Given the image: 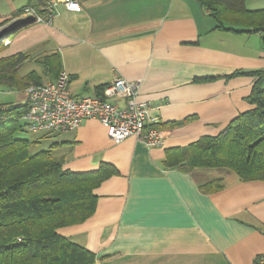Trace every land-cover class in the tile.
I'll return each instance as SVG.
<instances>
[{"label": "crops", "instance_id": "obj_1", "mask_svg": "<svg viewBox=\"0 0 264 264\" xmlns=\"http://www.w3.org/2000/svg\"><path fill=\"white\" fill-rule=\"evenodd\" d=\"M261 2L249 7L245 0V6L264 8L256 7ZM46 5L0 0V31L9 30L0 60L29 55L0 70L7 76L0 90H16L25 101L10 73L25 75L30 71L21 73L20 66L34 62L51 81L36 58L58 52L74 97L97 95L98 86L117 77L138 82L137 100L160 119L162 133L159 145L134 135L115 143L102 122L89 117L75 129L50 132L55 138H34L37 144L50 139L48 148L66 170L94 171L104 163L117 169L94 189V213L59 232L94 252L95 264H255L264 254V181H241L237 174L227 180L211 169L217 167H191L188 156L169 166L166 157L171 148L221 133L252 107L248 96L257 77L233 74L264 69L263 34L217 28L199 0H83L79 12L58 2L51 20ZM216 179L224 183L221 190L202 189Z\"/></svg>", "mask_w": 264, "mask_h": 264}, {"label": "trees", "instance_id": "obj_2", "mask_svg": "<svg viewBox=\"0 0 264 264\" xmlns=\"http://www.w3.org/2000/svg\"><path fill=\"white\" fill-rule=\"evenodd\" d=\"M199 1L211 11L217 28L261 32L264 37V8L249 9L245 0ZM28 56L21 52L2 59L0 70L7 63L16 68ZM36 61L44 65L51 80L62 71L58 52L40 56ZM236 74L257 77L248 96L252 107L233 118L221 133L202 136L185 148L169 149L167 165L180 166L188 156L191 167H225L241 181H264V69L237 71L233 75ZM6 77L0 74V83H7ZM9 78L18 91L47 82L35 70L21 75L14 69ZM105 86H98V94L103 93ZM28 107V98L0 103V264H95L94 252L59 229L82 223L94 213V189L116 174L117 169L104 163L98 170L74 172L63 168L53 146L32 153L37 140L16 135L28 129L24 119ZM223 187L220 179L202 185L206 192Z\"/></svg>", "mask_w": 264, "mask_h": 264}, {"label": "built area", "instance_id": "obj_3", "mask_svg": "<svg viewBox=\"0 0 264 264\" xmlns=\"http://www.w3.org/2000/svg\"><path fill=\"white\" fill-rule=\"evenodd\" d=\"M58 2H63L72 11L83 10V0H47V20L52 19ZM24 11L33 14L38 21L45 19L32 8ZM70 81L71 75L62 70L56 79L32 84L25 90L29 100L24 115L28 130L35 133L65 132L93 117L102 122L115 143L133 135L150 146L162 143L158 127L160 119L151 116V108L146 102L137 100L138 82L117 77L104 87L102 94L76 98L70 92ZM122 99L125 105L119 103ZM255 264H264V254Z\"/></svg>", "mask_w": 264, "mask_h": 264}, {"label": "rangeland", "instance_id": "obj_4", "mask_svg": "<svg viewBox=\"0 0 264 264\" xmlns=\"http://www.w3.org/2000/svg\"><path fill=\"white\" fill-rule=\"evenodd\" d=\"M254 1H259L261 2V4L258 5H262V6H256V7H264V0H247V4L250 7V5H254ZM0 47H2V45H0ZM3 48V47H2ZM0 49V53L2 52L3 49ZM38 70V71H43V66L39 63H34V62H29L26 64H23L22 66H20L19 71L21 73H26L29 72L31 70ZM24 92V91H22ZM18 96H20V94L16 91V90H6V89H2L0 90V103H12V102H18ZM20 102V101H19ZM50 135H52L49 138H55L54 133H48ZM18 137H23V138H29L31 140H33L34 138L38 137L40 135V133H35L32 132L28 129H25L24 131H20L19 133L16 134ZM50 139H45L40 141V143H35L32 146V153L34 152H38L41 149H47L48 145L50 143ZM213 169L216 173L221 172L222 176L225 177V179L229 180L231 177H235L236 173L234 171H232L231 169H227V168H222V167H217V168H211ZM220 175V174H219Z\"/></svg>", "mask_w": 264, "mask_h": 264}, {"label": "water", "instance_id": "obj_5", "mask_svg": "<svg viewBox=\"0 0 264 264\" xmlns=\"http://www.w3.org/2000/svg\"><path fill=\"white\" fill-rule=\"evenodd\" d=\"M8 31H9V30H7V29H4V30H1V31H0V41H1V39H2L3 37L6 36V34L8 33Z\"/></svg>", "mask_w": 264, "mask_h": 264}]
</instances>
